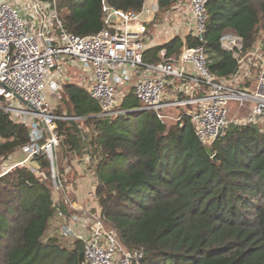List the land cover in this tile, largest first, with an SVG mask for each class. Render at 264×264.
Instances as JSON below:
<instances>
[{
  "label": "trees",
  "instance_id": "1",
  "mask_svg": "<svg viewBox=\"0 0 264 264\" xmlns=\"http://www.w3.org/2000/svg\"><path fill=\"white\" fill-rule=\"evenodd\" d=\"M158 1L161 18L178 0ZM105 4L141 12L145 0H57L56 7L64 26L84 36L107 27ZM261 20L264 0L208 2L206 48L213 73L229 78L240 70L236 53L255 46ZM228 34L240 38L242 48L226 49ZM198 43L193 34L177 36L165 44L164 58ZM141 106L127 100L119 107L125 113L104 118L84 87L68 82L55 110L59 175L65 155L81 145L73 121L61 117L72 109L93 125L88 150L97 164L102 218L128 249H144L142 264H264L262 126L233 122L209 148L189 115L183 114V125L165 123ZM130 120L131 126L124 124ZM0 138V159L32 142L30 127L2 108ZM38 143L46 144L47 136ZM47 157L43 150L32 158L38 169L26 162L0 176V264H83L82 240L69 247L47 233L59 207Z\"/></svg>",
  "mask_w": 264,
  "mask_h": 264
},
{
  "label": "built area",
  "instance_id": "2",
  "mask_svg": "<svg viewBox=\"0 0 264 264\" xmlns=\"http://www.w3.org/2000/svg\"><path fill=\"white\" fill-rule=\"evenodd\" d=\"M48 1L53 10V30L47 29L43 14L41 27L34 31L14 3L0 0V108L14 121L25 123L31 129L32 142L23 148L27 152L26 162L43 150L50 154L54 184L63 192L64 203L70 210V214L64 216L60 234H54L74 242L83 241V264H142L145 257L143 248L128 249L120 241L118 233L106 224L100 210L77 206L69 197L59 172H54L52 141L48 139L46 144L39 145L38 141L44 134L38 128L37 119L46 122L53 133V143L57 140L54 129L58 116L49 105L47 92L60 94L68 62L77 69L90 68L94 72V83L89 94L98 103L100 116L106 118L117 112L118 87L127 85L133 69L146 66L157 76L136 80L133 94L142 103L141 108L155 111L165 123L180 122L183 125V114L189 115L200 142L210 148L233 123L229 118L232 101L250 112L235 123L258 124L264 132V50L257 42L246 54L236 53L240 68L246 58H253L258 69L254 87L244 89L237 83L218 77L210 68L206 48L210 0H190L193 35L198 45L187 48L179 56L164 58L154 64H147L144 59L148 28L139 20L143 10H122L105 4L107 27L97 34L83 36L70 32L64 26L57 10L53 9L57 0ZM33 9L42 12L44 6L36 0ZM233 42L231 48L224 47L242 48L240 38L234 36ZM169 78L190 83V87L181 85L185 94L183 99L165 100ZM194 92H199L200 97L188 98ZM194 104L197 109L181 112L177 117L166 111L170 107ZM118 112L125 113V110ZM26 162L2 163L0 176ZM83 231L87 234L84 235Z\"/></svg>",
  "mask_w": 264,
  "mask_h": 264
},
{
  "label": "crops",
  "instance_id": "3",
  "mask_svg": "<svg viewBox=\"0 0 264 264\" xmlns=\"http://www.w3.org/2000/svg\"><path fill=\"white\" fill-rule=\"evenodd\" d=\"M10 1L14 3L17 8L20 9L21 14L27 20V25L30 28H32L34 31H37L41 27L43 21V14L46 16L45 18L47 20L46 21V25L48 27L47 29H49L50 31L53 30L52 29L53 10L48 0H39L40 3L44 6L42 12L40 11L38 12L33 9V4L36 0H10ZM159 11L160 10H159L158 0H150L149 3H147L145 0L144 9L140 14V19H139L148 28L145 38L146 50L144 57L148 56L149 59H154L156 55H159L161 60L157 62H160L164 59V56L166 54V49L164 47L165 44H167L177 36H180L183 40H186L188 35L193 34V24H194L192 11L190 7V0H178L171 9L162 13L161 18L157 17ZM224 45L226 48H231V45L225 44V39H224ZM186 49L187 48H185L183 52ZM148 61L145 60L147 64L157 63V62H152L150 60ZM67 69H68L67 76L64 84L62 85V91H60V94L55 95L50 91L47 92L49 105L51 106L55 115H57L55 113V110L63 100L64 87L68 82H77L79 85L83 86L88 93L90 91L91 86L94 83V72L92 69L79 68L78 70H76L77 68H75L70 62L67 63ZM130 74L132 75L131 80L127 83L126 86L118 87V89L129 88L133 92V88L136 80L140 78L157 76V73L154 70L146 66H141L139 68L133 69ZM257 75H258V69L255 66V62H253V58H248V59L246 58L238 73L229 78H225V80L226 81L229 80V82L237 83L241 88L251 89L254 87L255 84L254 80L257 77ZM169 81L170 82L168 83L166 88L165 100L167 102H174L176 100L183 99L185 97V94L181 90V85L187 84V86L190 87V83L180 79L171 80V78H169ZM191 97L199 98L200 94L199 92H194L192 96H188V98ZM197 108L198 106L195 104L181 105L180 107L167 108L166 111L171 116H175L176 114L178 116L180 115L179 112L181 113L184 111H189L191 109L194 110ZM171 111L175 113H171ZM249 113L250 112L246 110V115H244V117L247 116ZM65 114L66 115L64 117L63 116L61 117L72 120L74 123V129H75L74 135H76V140H77V141L75 140V143L79 142L80 137L82 141L80 143L81 144L80 146L75 148L73 151L69 152V156L65 155V157L63 158L62 166H61L63 173L60 174L61 182L63 185H65V182L71 183L75 187L74 190L75 198H72V201L77 206H83L89 210H100L98 198L96 196V187L99 181V176L97 175V164H96V160L91 157L88 150V146L90 145L89 140L91 136L90 133L91 128L89 125L90 122L87 121L84 116L81 117V116L68 115L67 113ZM57 116L59 117V115ZM74 120L79 121L81 125V129L75 127L76 124ZM37 122H39V127H38L39 130H41V133L47 136V140H48L49 139L48 134L43 125V121L37 119ZM82 123H84V125ZM79 132H84V133H82L81 136L79 137L77 136ZM86 144L87 147L85 146ZM21 150L23 151L22 154L17 153L15 151L12 154H10L8 157H6V159L3 158L2 159L4 160L3 164L12 165L13 163H19L24 161L26 162L27 152H25L24 149ZM49 159L51 161V157ZM27 162L31 164L35 163V161L32 160L31 161L29 160ZM34 165L37 166V169L39 168L38 162L37 164ZM0 170L3 169L0 168ZM51 170H52V165H51ZM67 191L69 190L67 189ZM58 193L61 194V198H54L55 202L59 204V207L55 216L50 221L49 227H51L52 229L53 226H58V225L60 226L62 220L64 219V216L70 214V210H68L67 206L64 203V198H62L63 192L61 190H58ZM61 204L64 205L62 206V208L60 207ZM65 209H67V212L65 211ZM76 227H81V226L77 225ZM83 234L86 235L87 231H83ZM48 235H55V234L52 232V234H48ZM63 239L68 240L65 238ZM71 243L74 244L75 242H71Z\"/></svg>",
  "mask_w": 264,
  "mask_h": 264
},
{
  "label": "rangeland",
  "instance_id": "4",
  "mask_svg": "<svg viewBox=\"0 0 264 264\" xmlns=\"http://www.w3.org/2000/svg\"><path fill=\"white\" fill-rule=\"evenodd\" d=\"M146 2L147 3H149L150 2V0H146ZM53 9H56L57 10V7L56 6H54L53 7ZM233 35H231V34H228L227 36H226V38H225V44H227V45H231V46H233V44H234V42H233ZM256 42H258V44H260V46L263 48V50H264V20H261V22H260V30H259V36H258V38H257V40H256ZM76 70H78V69H76ZM130 94V95H129ZM118 98H119V102H118V105L116 106V111H118L119 110V107H120V105H121V103H124V102H126L127 100H132V101H134V100H137L136 99V97L134 96V94H133V92L129 89V88H127V89H124V88H121V89H118ZM139 101V100H138ZM137 102V101H136ZM140 102V101H139ZM232 105H231V107H229V118H230V120H232L233 122H236L237 120H241L243 117H244V115H246V109L245 108H241V107H238V102H236V101H232V103H231ZM60 105V104H59ZM137 107H135V108H132V109H136ZM123 110H125V109H123ZM67 114H69V115H74V112H73V110L72 109H68V110H66L65 111ZM171 113H175V112H172L171 111ZM180 113V112H179ZM177 115V114H176ZM175 115V116H176ZM74 122H75V127H78V128H80L81 129V125H80V123H79V121H76V120H74ZM78 122V123H77ZM86 123V122H85ZM133 123V120H130V121H125L124 122V124L125 125H130L131 126V124ZM83 125H84V123H82ZM82 125V126H83ZM90 125V128H92L93 127V125L90 123L89 124ZM123 127V126H122ZM77 130V129H76ZM82 133H84V132H79L78 134H77V136H81V134ZM90 133H92V130L90 131ZM76 136V135H75ZM58 138V137H57ZM90 139H91V137H90ZM0 141H1V138H0ZM80 141H82L81 140V137H80ZM90 143V142H89ZM91 145V144H90ZM59 148H60V145H59V139H57L56 140V142H55V150H56V154H57V151L59 150ZM47 150V149H46ZM17 153H23V151L22 150H17L16 151ZM47 152V151H46ZM47 158H50V154L47 152ZM4 159H6V158H4ZM55 159L57 160V155L55 156ZM3 161L4 160H2V159H0V168H2V163H3ZM34 164H37L36 162L35 163H33V165ZM32 166V165H31ZM51 170V169H50ZM59 171V170H58ZM54 186H55V184H54ZM64 189H68L69 190V193H68V195H69V197L72 199V198H75V194H74V190H75V187L71 184V183H66L65 182V185H64ZM58 190H61V189H58V188H56V190L54 189V191H53V196L55 197V198H61V194L60 193H58ZM63 225V220H62V222H61V224H60V226L58 225V226H53V229L51 228V227H49V229H48V234H52V232L53 233H55V234H60V230L64 227V226H62ZM46 238H47V236H46ZM61 241L64 243V244H67V245H69L70 244V246H74V244H72L71 242H74L75 240H72V239H68V238H66V239H68V240H64L62 237H61ZM69 246V247H70Z\"/></svg>",
  "mask_w": 264,
  "mask_h": 264
},
{
  "label": "water",
  "instance_id": "5",
  "mask_svg": "<svg viewBox=\"0 0 264 264\" xmlns=\"http://www.w3.org/2000/svg\"><path fill=\"white\" fill-rule=\"evenodd\" d=\"M22 101L26 102L23 98H21ZM27 103V102H26ZM31 108H33L31 105H29ZM35 112H38L36 110H34ZM43 121V125L47 131V134H48V138L49 140L52 141V156L54 157V160H53V168H54V172L57 174L59 171H58V163H57V160L55 159V156H56V150H55V143H53V133L50 131L48 125L46 124V122L44 120ZM213 159H216V155H213Z\"/></svg>",
  "mask_w": 264,
  "mask_h": 264
}]
</instances>
